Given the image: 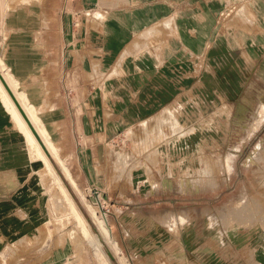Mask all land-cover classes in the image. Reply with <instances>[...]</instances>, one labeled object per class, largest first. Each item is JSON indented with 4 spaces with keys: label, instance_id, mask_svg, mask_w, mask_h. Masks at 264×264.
Here are the masks:
<instances>
[{
    "label": "crops",
    "instance_id": "crops-1",
    "mask_svg": "<svg viewBox=\"0 0 264 264\" xmlns=\"http://www.w3.org/2000/svg\"><path fill=\"white\" fill-rule=\"evenodd\" d=\"M0 69L35 109L78 187L81 180L104 188L107 145L125 131L161 124L158 117L189 102L196 124L225 107L239 114L264 105V0H0ZM11 119L0 100V264L12 248L25 252L47 220L44 167L32 163ZM253 141L264 142V122ZM246 152L244 162L254 156ZM256 167L244 166L221 192L153 196L191 218L165 245L155 241L154 253L165 264H264V169ZM240 181L260 192L245 213L232 207L244 204L232 195ZM204 212L234 223L221 235Z\"/></svg>",
    "mask_w": 264,
    "mask_h": 264
},
{
    "label": "rangeland",
    "instance_id": "rangeland-1",
    "mask_svg": "<svg viewBox=\"0 0 264 264\" xmlns=\"http://www.w3.org/2000/svg\"><path fill=\"white\" fill-rule=\"evenodd\" d=\"M191 108L189 102L180 111L173 109L158 117L161 124L139 126L110 140L109 168L101 178L107 185L104 188H84L81 180L78 184L82 187H78L69 172L72 181H67L72 187L63 180L88 222L86 228L73 217L54 178L37 162L33 147L24 136L32 163L44 167L40 176L45 188L47 220L38 237L28 240L25 252L12 248L3 257V263L165 264L162 252L154 253L155 241L159 246L165 245L171 234L184 230L185 221L190 223L191 218L176 216L167 205L153 204V196L166 192L183 195L221 192L219 188L229 180H238L244 166L254 164L256 170L260 166L264 169V142H249L251 134L264 122V105L250 112L236 106L235 110L240 108L239 114L232 107L204 113L203 124H196V113ZM195 136H203L204 140L196 141ZM245 148L248 158L250 152L254 153L248 162H244L242 153ZM52 158L62 168L66 167L59 161L60 156ZM52 158L56 174L63 177ZM259 177L260 171L258 180ZM240 182L232 195H239L244 204L241 208L232 207L245 213L250 195L260 197V192L251 194ZM258 185L257 182L254 186ZM92 212L103 224L104 232L98 228L99 222L92 218ZM228 215L225 213L218 221L216 216L203 213L210 229L221 235L234 223L233 219L228 220Z\"/></svg>",
    "mask_w": 264,
    "mask_h": 264
},
{
    "label": "bare ground",
    "instance_id": "bare-ground-1",
    "mask_svg": "<svg viewBox=\"0 0 264 264\" xmlns=\"http://www.w3.org/2000/svg\"><path fill=\"white\" fill-rule=\"evenodd\" d=\"M1 72H2V70H1ZM4 77L7 81L6 83H8V86L14 92L15 97L18 100V102L20 103L24 112L26 113V115L31 120L33 127L35 128V130L37 131L39 136L42 138L41 140H43V143L45 144L49 153L52 156H59L58 151H56V147L52 148V142L49 140L50 137H49V134L47 133V131L45 130L44 125L42 124L41 120L35 115V109L28 103L27 98H25V96L23 94H19L16 92L17 83L14 80V78H12L6 74H4ZM0 100L3 103L7 112L10 114L12 121L16 124L18 130H20V132H22V134H24V136L28 140L31 147H33V152L35 153V155L37 157V162L44 165L46 167L47 172L54 178L53 181H55V185L60 190L62 198L67 203L73 217L77 219V222L80 226L85 227V228H86V226H89L84 214L82 213L81 209L77 205L76 201L74 200V198L71 195L70 191L68 190L67 186L61 180V178L56 174V170H55L54 165L51 162V159L48 157L45 150L43 149V147L41 146V144L37 140L36 136L33 134L31 128L29 127L28 123L25 121L21 112L17 108L14 100L10 96L9 92L7 91V89H6L5 85L3 84V82L1 81V79H0ZM187 146L190 147V145H187ZM53 149H54V151H53ZM59 161L62 164H64L63 159H60ZM62 169H63V172H64L66 179H68L69 181H72V178L69 174V171L66 169V167L63 166ZM94 212H92V218L99 222L98 228L104 232L105 228H104L103 224H101V222L99 220H97Z\"/></svg>",
    "mask_w": 264,
    "mask_h": 264
},
{
    "label": "water",
    "instance_id": "water-1",
    "mask_svg": "<svg viewBox=\"0 0 264 264\" xmlns=\"http://www.w3.org/2000/svg\"><path fill=\"white\" fill-rule=\"evenodd\" d=\"M0 79L3 82V84L5 85L7 91L9 92L10 96L12 97V99L14 100L17 108L19 109V111L21 112L22 116L24 117L25 121L28 123L29 127L31 128L33 134L36 136L37 140L40 142L41 146L43 147V149L45 150L46 147L45 145L40 141V136L37 133V131L35 130V128L33 127L31 121L29 120L28 116L26 115V113L24 112L23 108L21 107L20 103L18 102V100L16 99L14 93L12 92V90L10 89V87L8 86V84L6 83L5 79L3 78V76L0 74ZM46 151V150H45ZM47 153V152H46ZM49 155V154H47ZM113 258V257H112Z\"/></svg>",
    "mask_w": 264,
    "mask_h": 264
}]
</instances>
